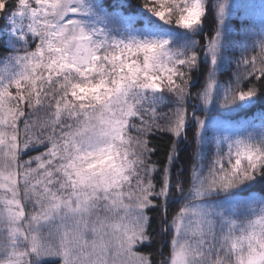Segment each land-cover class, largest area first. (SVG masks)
Listing matches in <instances>:
<instances>
[{
    "label": "snow or ice",
    "instance_id": "6c2138e0",
    "mask_svg": "<svg viewBox=\"0 0 264 264\" xmlns=\"http://www.w3.org/2000/svg\"><path fill=\"white\" fill-rule=\"evenodd\" d=\"M0 264H264V0H0Z\"/></svg>",
    "mask_w": 264,
    "mask_h": 264
},
{
    "label": "trees",
    "instance_id": "16d2710c",
    "mask_svg": "<svg viewBox=\"0 0 264 264\" xmlns=\"http://www.w3.org/2000/svg\"><path fill=\"white\" fill-rule=\"evenodd\" d=\"M112 2H113V0H106V3H108V4H111ZM242 2H243V0H242ZM254 2L257 3V4H259L260 0H254ZM238 16H239V14H238ZM238 16H237V19H235V20L233 21L234 24H238V22H239V20H238Z\"/></svg>",
    "mask_w": 264,
    "mask_h": 264
}]
</instances>
